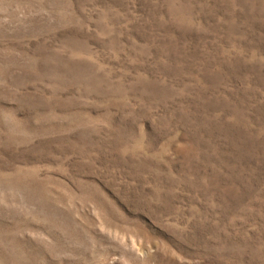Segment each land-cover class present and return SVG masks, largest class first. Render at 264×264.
<instances>
[{"label": "rangeland", "instance_id": "obj_1", "mask_svg": "<svg viewBox=\"0 0 264 264\" xmlns=\"http://www.w3.org/2000/svg\"><path fill=\"white\" fill-rule=\"evenodd\" d=\"M0 264H264V0H0Z\"/></svg>", "mask_w": 264, "mask_h": 264}]
</instances>
